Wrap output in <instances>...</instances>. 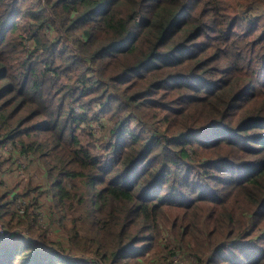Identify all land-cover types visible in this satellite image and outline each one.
<instances>
[{
    "label": "trees",
    "instance_id": "trees-1",
    "mask_svg": "<svg viewBox=\"0 0 264 264\" xmlns=\"http://www.w3.org/2000/svg\"><path fill=\"white\" fill-rule=\"evenodd\" d=\"M6 145L84 257L8 189L0 264H264V0H0Z\"/></svg>",
    "mask_w": 264,
    "mask_h": 264
},
{
    "label": "crops",
    "instance_id": "crops-1",
    "mask_svg": "<svg viewBox=\"0 0 264 264\" xmlns=\"http://www.w3.org/2000/svg\"><path fill=\"white\" fill-rule=\"evenodd\" d=\"M4 150L9 152L10 148L8 147V149L5 148ZM4 156L8 159L5 165V169L0 172V180L2 184L4 181V184L1 187L9 188L15 186L13 192L11 191V194L22 193L23 189V193L25 194L30 193L32 191H35V193H37L40 191V189H45L44 185L42 186V188H37L38 186L35 185V179L31 175L33 173H36L39 175V177H42V170L38 171L35 168V166L38 167V164L35 160L19 156L16 151H12L10 154H4ZM27 163H30L31 166H29ZM15 176H17L18 178V181L16 182V184L18 185H13V179H15ZM39 201L42 205V208H46V210L48 211L52 201V193L50 192V190H45L44 192H41V195L39 196Z\"/></svg>",
    "mask_w": 264,
    "mask_h": 264
},
{
    "label": "rangeland",
    "instance_id": "rangeland-1",
    "mask_svg": "<svg viewBox=\"0 0 264 264\" xmlns=\"http://www.w3.org/2000/svg\"><path fill=\"white\" fill-rule=\"evenodd\" d=\"M36 161V160H35ZM37 162V161H36ZM29 166H31V164L30 163H27ZM37 164H38V167L37 166H35V168L38 170V171H40V170H42V177H39V175L38 174H36V173H33V174H31L32 176H33V178L35 179V185L36 186H38L37 188H42V186L44 185V187H45V189H40V191L39 192H44L45 190H50V192L52 193V192H54V191H52V190H54L53 189V187H52V183H51V181L49 180V179H47V177H46V175H45V170L43 169V166L39 163V162H37ZM40 168V169H39ZM31 170V169H30ZM26 171V170H25ZM40 174H41V172H40ZM36 175V176H35ZM29 178V177H28ZM3 181V180H2ZM18 181V178H17V176H15V179H13V185H18V184H16V182ZM3 184H4V181H3ZM2 184V185H3ZM12 185V186H13ZM15 187V186H14ZM14 187H9V188H7V187H2V189H0V191H2V190H12V192H13V190H14ZM1 188V187H0ZM23 192H24V189H23ZM15 193V196H17V195H19V194H21L22 196H23V194H25V193ZM11 193V192H10ZM31 193H35V191H32ZM10 195H14V193L13 194H10ZM32 194H30V195H28L27 197H24L25 198V200H26V202L28 203V201H29V199L30 198H32ZM41 212H42V214H43V216H42V221L45 223V224H47V226H48V228H49V231L47 232V235H48V237H49V240H52L53 242H56L55 240H58L57 241V243H59V244H61L63 247H65L66 248V251L68 252L67 254H66V256H68V255H71V254H75L76 256H81V257H84V256H82L81 254H79V253H77L76 254V250L74 249V248H72L73 246L71 245V243H67L66 242V239H65V230H64V228H69L70 226H69V223H67V224H65V227L64 226H60V228H59V226L58 227H55L54 225H52V223H47V221H48V218H51V216L49 215V211H47L46 210V208H43V209H41ZM1 223V222H0ZM2 224V223H1ZM4 225V224H3ZM5 226V225H4ZM6 228H8L7 226H5ZM35 242H38V240L36 239V238H34L33 239ZM42 248V247H41ZM46 248V247H45ZM46 250H48L47 248H46ZM177 257V256H176ZM180 260H182L183 258L181 257H178ZM184 261L183 262H181V264H188V261H189V258L188 257H186L185 259H183Z\"/></svg>",
    "mask_w": 264,
    "mask_h": 264
},
{
    "label": "built area",
    "instance_id": "built-area-1",
    "mask_svg": "<svg viewBox=\"0 0 264 264\" xmlns=\"http://www.w3.org/2000/svg\"><path fill=\"white\" fill-rule=\"evenodd\" d=\"M7 148L8 149V146H3L2 148H0V151H5L4 149ZM27 205V202L25 200V198L22 196V195H17L15 197V201H14V207H15V210L17 211L18 214H22L25 206ZM31 211L32 212H35L38 214V221L40 224H43V221H42V212L39 211V209L35 210V209H32L31 208ZM15 233H18L20 234L21 236H26V231L24 230H21L19 228H15V229H9V228H6L3 224L0 223V239H5V240H8V239H11L13 237V235ZM44 250H46L44 248ZM172 264H181V262H183L184 260H180L178 257L176 256H172L170 258ZM191 263V261L189 260L188 261V264Z\"/></svg>",
    "mask_w": 264,
    "mask_h": 264
}]
</instances>
